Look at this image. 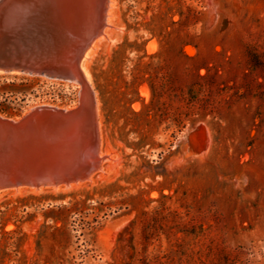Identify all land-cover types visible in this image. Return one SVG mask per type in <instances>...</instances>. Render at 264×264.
<instances>
[{
    "label": "rangeland",
    "instance_id": "rangeland-1",
    "mask_svg": "<svg viewBox=\"0 0 264 264\" xmlns=\"http://www.w3.org/2000/svg\"><path fill=\"white\" fill-rule=\"evenodd\" d=\"M107 22L101 172L1 194L0 264H264V0H111ZM79 92L0 78L12 117Z\"/></svg>",
    "mask_w": 264,
    "mask_h": 264
},
{
    "label": "water",
    "instance_id": "water-1",
    "mask_svg": "<svg viewBox=\"0 0 264 264\" xmlns=\"http://www.w3.org/2000/svg\"><path fill=\"white\" fill-rule=\"evenodd\" d=\"M111 0H0V78H36L78 90L83 104H34L0 113V191L67 187L100 169L98 101L83 69L107 29Z\"/></svg>",
    "mask_w": 264,
    "mask_h": 264
},
{
    "label": "bare ground",
    "instance_id": "bare-ground-1",
    "mask_svg": "<svg viewBox=\"0 0 264 264\" xmlns=\"http://www.w3.org/2000/svg\"><path fill=\"white\" fill-rule=\"evenodd\" d=\"M107 23H108V22H107ZM107 32H108V29H106L104 36L100 37L97 41H95V43L93 44V46L91 47V49H90L89 52L87 53V56H86L85 60L83 61V69H84L85 73H86V64L88 63L87 58H89V57L94 53V50H95L96 48H98L99 44L102 43V41L104 40V37L106 36ZM144 92H146V91H144ZM146 93H147V92H146ZM79 94H80V103H81V104H83L84 102H86V101L88 100V98H89V94H88V91H87L86 88H82V89L80 90ZM99 171H100V169L97 170V172H99ZM100 172H101V171H100ZM92 178H93V175L91 176V178H89V179H88L87 181H85V182H80V183H77V184H71V185H69V186H67V187L59 186V187H44V188H51V189H53V190H57V189H69V188H72V187H77V186H79L80 184H83V183H86V182H90V181L92 180ZM42 189H43V187H41V188H34V187H26V186L18 187V188H8V189H6V190H2V191H0V195L3 194V193H6V192H7V193H8V192H15V193H18V192H20L21 190H23V191H30V192H37V191L42 190Z\"/></svg>",
    "mask_w": 264,
    "mask_h": 264
},
{
    "label": "trees",
    "instance_id": "trees-1",
    "mask_svg": "<svg viewBox=\"0 0 264 264\" xmlns=\"http://www.w3.org/2000/svg\"><path fill=\"white\" fill-rule=\"evenodd\" d=\"M12 85H14V83L12 82L11 83ZM34 84H39L37 81H34V82H31V81H22V82H20V85L22 86V87H27L26 89H24V90H22V91H26L27 89H30V88H32V86L34 85ZM13 87V86H12ZM15 91L16 90H14L13 92H11V93H15ZM24 93V92H23ZM13 95V94H12ZM25 95V94H24ZM24 99H25V97H23L22 98V100L20 101V102H23L24 101ZM15 101H10V100H8V98H5V100L3 101V102H1L0 103V107H1V109H0V112L2 113V114H5V115H7V116H12V115H14V114H12L11 113V111L12 110H14L15 109V103H14Z\"/></svg>",
    "mask_w": 264,
    "mask_h": 264
}]
</instances>
